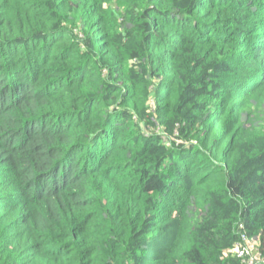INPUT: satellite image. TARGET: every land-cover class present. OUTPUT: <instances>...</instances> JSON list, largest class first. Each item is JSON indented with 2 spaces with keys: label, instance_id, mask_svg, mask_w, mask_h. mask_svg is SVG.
I'll list each match as a JSON object with an SVG mask.
<instances>
[{
  "label": "trees",
  "instance_id": "16d2710c",
  "mask_svg": "<svg viewBox=\"0 0 264 264\" xmlns=\"http://www.w3.org/2000/svg\"><path fill=\"white\" fill-rule=\"evenodd\" d=\"M244 238L264 264V0H0V264Z\"/></svg>",
  "mask_w": 264,
  "mask_h": 264
},
{
  "label": "built area",
  "instance_id": "2783aa9c",
  "mask_svg": "<svg viewBox=\"0 0 264 264\" xmlns=\"http://www.w3.org/2000/svg\"><path fill=\"white\" fill-rule=\"evenodd\" d=\"M252 249H254L256 251V249H257V241H255V240L249 241V240L244 238V242L243 243H240L237 246H235L234 253L239 258L243 259V261L246 264H258L260 262L259 261L260 255H259V253H257V256L254 257L252 255Z\"/></svg>",
  "mask_w": 264,
  "mask_h": 264
},
{
  "label": "rangeland",
  "instance_id": "374dc122",
  "mask_svg": "<svg viewBox=\"0 0 264 264\" xmlns=\"http://www.w3.org/2000/svg\"><path fill=\"white\" fill-rule=\"evenodd\" d=\"M236 252V251H235ZM237 253V252H236ZM252 255L255 257V256H257V252L254 250V249H252Z\"/></svg>",
  "mask_w": 264,
  "mask_h": 264
}]
</instances>
